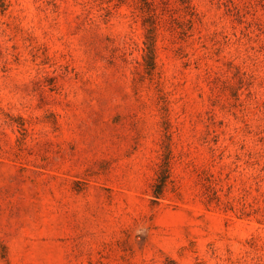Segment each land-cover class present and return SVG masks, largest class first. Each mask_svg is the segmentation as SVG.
Returning a JSON list of instances; mask_svg holds the SVG:
<instances>
[{
  "label": "rangeland",
  "instance_id": "obj_1",
  "mask_svg": "<svg viewBox=\"0 0 264 264\" xmlns=\"http://www.w3.org/2000/svg\"><path fill=\"white\" fill-rule=\"evenodd\" d=\"M0 264H264V0H0Z\"/></svg>",
  "mask_w": 264,
  "mask_h": 264
}]
</instances>
